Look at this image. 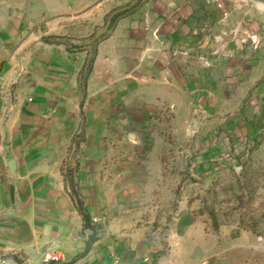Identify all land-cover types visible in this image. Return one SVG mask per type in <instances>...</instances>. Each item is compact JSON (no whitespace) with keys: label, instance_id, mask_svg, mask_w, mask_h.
Segmentation results:
<instances>
[{"label":"rangeland","instance_id":"obj_1","mask_svg":"<svg viewBox=\"0 0 264 264\" xmlns=\"http://www.w3.org/2000/svg\"><path fill=\"white\" fill-rule=\"evenodd\" d=\"M19 2L6 92L62 131L85 251L264 264V0Z\"/></svg>","mask_w":264,"mask_h":264},{"label":"crops","instance_id":"obj_2","mask_svg":"<svg viewBox=\"0 0 264 264\" xmlns=\"http://www.w3.org/2000/svg\"><path fill=\"white\" fill-rule=\"evenodd\" d=\"M20 8L19 0H0V255L17 264H37L46 250L56 249L71 264H103L111 255L110 264L114 250L100 243L77 258L85 251V230L62 174L68 147L52 144L62 131L53 134L51 117L35 113L41 104L14 102L6 92L20 52L8 46L19 38L12 31L20 24ZM119 255L122 264H142L135 253Z\"/></svg>","mask_w":264,"mask_h":264},{"label":"built area","instance_id":"obj_3","mask_svg":"<svg viewBox=\"0 0 264 264\" xmlns=\"http://www.w3.org/2000/svg\"><path fill=\"white\" fill-rule=\"evenodd\" d=\"M96 221V220H95ZM42 263L59 264L63 261V254L56 249H48L42 254ZM0 264H17L5 255H0ZM110 264H122V258L119 254L112 256Z\"/></svg>","mask_w":264,"mask_h":264},{"label":"trees","instance_id":"obj_4","mask_svg":"<svg viewBox=\"0 0 264 264\" xmlns=\"http://www.w3.org/2000/svg\"><path fill=\"white\" fill-rule=\"evenodd\" d=\"M86 98V94L85 91L83 90V102H82V106L84 105V99ZM73 201L75 202V205L79 211V213L81 214L82 218H83V222H84V229H88L89 228V224L91 222V217L89 215V213L82 207L83 203L81 202V199L76 195V196H72ZM92 246L89 245L87 247V250L85 251V256L91 251Z\"/></svg>","mask_w":264,"mask_h":264},{"label":"water","instance_id":"obj_5","mask_svg":"<svg viewBox=\"0 0 264 264\" xmlns=\"http://www.w3.org/2000/svg\"><path fill=\"white\" fill-rule=\"evenodd\" d=\"M259 7L264 10V4H259Z\"/></svg>","mask_w":264,"mask_h":264}]
</instances>
